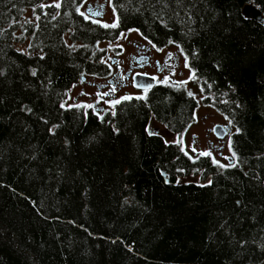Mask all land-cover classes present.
<instances>
[{
  "label": "trees",
  "instance_id": "trees-1",
  "mask_svg": "<svg viewBox=\"0 0 264 264\" xmlns=\"http://www.w3.org/2000/svg\"><path fill=\"white\" fill-rule=\"evenodd\" d=\"M58 3L0 0V264H264V17L242 14L264 0H112V23ZM129 30L187 56L198 100L171 80L61 107ZM198 101L228 128L224 163L176 143Z\"/></svg>",
  "mask_w": 264,
  "mask_h": 264
},
{
  "label": "rangeland",
  "instance_id": "rangeland-1",
  "mask_svg": "<svg viewBox=\"0 0 264 264\" xmlns=\"http://www.w3.org/2000/svg\"><path fill=\"white\" fill-rule=\"evenodd\" d=\"M44 3L57 4L58 0H43ZM91 6L93 11H101V15L93 16L102 23H112L114 20V13L108 0H87V3L81 8L86 12ZM102 6V7H101ZM25 17L30 18V13L26 12ZM113 41H101L96 44V47L104 49L102 60L109 66L110 72L106 77H92L93 75L84 76L73 83L67 90L63 99L65 106L83 104L93 105L94 108L102 110L109 104L108 102L114 99H119L124 96L137 95L139 90L131 86V75L134 72L148 71L155 74L156 81H163L165 77L169 80L188 81L184 85L187 91H191L198 100L196 94V86L192 80H189L190 73L184 66L182 59L176 54L174 46H165L160 51L154 49L149 43L143 39L135 30L122 32ZM65 43H69L67 35H64ZM133 44L143 45V52L150 56L151 59H159V70L156 71L152 64V69L147 66L142 68H131L129 66V55L134 53ZM119 45V46H117ZM17 49L23 50V45H15ZM139 53H136L138 55ZM169 54L171 59L169 60ZM167 61V64L165 63ZM140 62H143L140 60ZM134 64V63H133ZM175 73L174 75L172 73ZM115 88V91L111 90ZM101 94V95H98ZM103 93H109L103 96ZM193 121L191 126L187 127L182 132L183 148L186 151L208 152L219 163H224L227 157L226 141L228 134L223 139H217L211 132V127L214 124L224 125V120L213 109L202 105L199 101L193 111ZM149 130L156 132L162 136L166 141H175L176 136L168 132L161 124L151 120L149 123ZM229 133V131H228ZM182 181L199 182L197 176L191 175L181 178Z\"/></svg>",
  "mask_w": 264,
  "mask_h": 264
},
{
  "label": "snow or ice",
  "instance_id": "snow-or-ice-1",
  "mask_svg": "<svg viewBox=\"0 0 264 264\" xmlns=\"http://www.w3.org/2000/svg\"><path fill=\"white\" fill-rule=\"evenodd\" d=\"M85 3H87V0H83V3H81L80 6H78L77 9H76V11H77L81 16H83L84 19L88 20V19H90L92 16H99V15L102 14L101 11H99V10H97V11H93V9H92L91 6L88 7V9H87L86 12H81L80 9L84 6ZM108 3L111 4V3H112V0H108ZM55 7L59 8V7H60V4H59V3L55 4ZM101 7H102V6H101ZM113 12L115 13V8H113ZM118 19H119V18L117 17V22H114V23L111 24V25L104 24V25H101V26H102V27H105V28H108V27L115 28V27L118 26ZM93 22H94V23H98V21H95V20H94ZM123 36H124V34L121 33V37H123ZM170 43H172V42L170 41ZM117 46H119V45H117ZM154 47H155V46H154ZM157 50L160 51L161 49H157ZM168 59H169V60L171 59V54H169ZM102 62H103V61H102ZM165 63L167 64V61H165ZM185 67H186V68L189 67L187 56H185ZM33 74H35V73H33ZM172 74L174 75L175 73L173 72ZM194 78H195V74L192 73V74L190 75V77H189V80L194 79ZM153 79H156V78L153 77ZM168 80H169V78H168V77H165L164 80L161 81V83H168ZM187 83H188V81H175V82H172V85H170V86H175V87L179 88V87H181V86L186 85ZM135 86H136V87H143L144 90H145V93L147 92L148 88L151 87L150 85H143V86H142V85H139V84H136ZM111 91L114 92V91H115V88H113ZM201 91H203V89H201ZM98 95H101V94L98 93ZM102 95H103V96H107V95H109V93H103ZM188 95H189L190 97H192V98L195 99V95H194V93H192L191 91L188 92ZM131 98H132V97L125 96V97H123L122 99H125V100H126V99H131ZM136 99H145V97H144V96H140V97H136ZM118 103H120V100L112 101V102H110V106L114 107L115 104H118ZM238 106H239V105H238ZM61 107H65V105H64V104H61ZM76 107H83V108H86V109H87V108H94L93 105H76ZM113 114H114V113H113ZM193 118L195 119V116H194ZM100 119L103 120V116H101ZM229 123L231 124V121H229ZM190 126H191V125H189V127H190ZM213 131H217V129H213ZM236 132H237V134H238V133L240 132V129L237 128V129H236ZM154 134H155V135H158V133H153V132H151V131L149 132V135H154ZM176 143H177V144H180V145L183 144V137H182V135H181V137L176 141ZM183 150H184L183 147H181V151H183ZM193 151H195V149H193ZM229 151H232V141H231V138H229ZM185 154L187 155V153H185ZM201 155L208 156V155H210V153L205 152V153H201ZM233 156H235V153H233ZM226 159H227V158H226ZM213 163L215 164V163H218V162L215 161V160H213ZM219 166H220V167H225V165H219ZM228 166H230V167H235V164H231V165H228ZM166 182H167V181H166Z\"/></svg>",
  "mask_w": 264,
  "mask_h": 264
},
{
  "label": "water",
  "instance_id": "water-1",
  "mask_svg": "<svg viewBox=\"0 0 264 264\" xmlns=\"http://www.w3.org/2000/svg\"><path fill=\"white\" fill-rule=\"evenodd\" d=\"M242 14L245 16V17H249V18H252V19H255V20H261L262 17H264V15L262 16L260 14V12L255 9L253 6L251 5H245L243 6L242 8ZM156 80L153 79V76L152 75H149V74H144V73H141V72H134L132 75H131V86L137 90H141L143 91L144 88L143 87H136L135 85L136 84H139V85H150L151 87L155 84ZM149 87V88H151ZM148 88V89H149ZM213 129H217V131H213ZM211 132L213 134V136L217 139H223L226 135H227V132H228V129L227 127L221 125V124H214L212 127H211Z\"/></svg>",
  "mask_w": 264,
  "mask_h": 264
},
{
  "label": "flooded vegetation",
  "instance_id": "flooded-vegetation-1",
  "mask_svg": "<svg viewBox=\"0 0 264 264\" xmlns=\"http://www.w3.org/2000/svg\"><path fill=\"white\" fill-rule=\"evenodd\" d=\"M133 49H134L135 52L134 53H131L129 55V66L131 68H133L135 66V63H136L137 64L136 67H138V68H142L143 66H147L150 69H152L151 66L153 64L154 69L156 71L159 70V67H158V65H159V59H156V58L155 59H151L149 55L145 54L143 52V45L133 44ZM136 53H139V54L136 55ZM140 60H142L143 62H140ZM141 73L149 74V75H152L153 77H155V74L154 73H151V72H148V71H142ZM92 77H96V76H92ZM97 78H100V77H97Z\"/></svg>",
  "mask_w": 264,
  "mask_h": 264
}]
</instances>
